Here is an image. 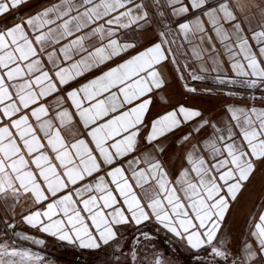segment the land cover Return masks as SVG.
Masks as SVG:
<instances>
[{
  "label": "snow or ice",
  "instance_id": "obj_1",
  "mask_svg": "<svg viewBox=\"0 0 264 264\" xmlns=\"http://www.w3.org/2000/svg\"><path fill=\"white\" fill-rule=\"evenodd\" d=\"M65 255L264 264V0H0V264Z\"/></svg>",
  "mask_w": 264,
  "mask_h": 264
},
{
  "label": "rangeland",
  "instance_id": "obj_2",
  "mask_svg": "<svg viewBox=\"0 0 264 264\" xmlns=\"http://www.w3.org/2000/svg\"><path fill=\"white\" fill-rule=\"evenodd\" d=\"M64 257H69V258H72V256L71 255H65ZM73 259V258H72ZM60 264H69V261H67V260H64V259H61L60 260Z\"/></svg>",
  "mask_w": 264,
  "mask_h": 264
},
{
  "label": "water",
  "instance_id": "obj_3",
  "mask_svg": "<svg viewBox=\"0 0 264 264\" xmlns=\"http://www.w3.org/2000/svg\"><path fill=\"white\" fill-rule=\"evenodd\" d=\"M57 255H59V254H57ZM61 259H64V260H67V261H71L72 260V258L64 257V256Z\"/></svg>",
  "mask_w": 264,
  "mask_h": 264
}]
</instances>
